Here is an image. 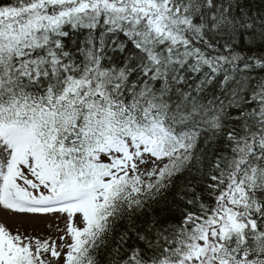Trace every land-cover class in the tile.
Here are the masks:
<instances>
[{
  "label": "snow or ice",
  "instance_id": "1",
  "mask_svg": "<svg viewBox=\"0 0 264 264\" xmlns=\"http://www.w3.org/2000/svg\"><path fill=\"white\" fill-rule=\"evenodd\" d=\"M0 215V264H264V0H0Z\"/></svg>",
  "mask_w": 264,
  "mask_h": 264
},
{
  "label": "rangeland",
  "instance_id": "2",
  "mask_svg": "<svg viewBox=\"0 0 264 264\" xmlns=\"http://www.w3.org/2000/svg\"><path fill=\"white\" fill-rule=\"evenodd\" d=\"M0 219H9V221L11 222V219L9 217H4L2 215H0ZM44 219L51 221V220H53L55 218L50 216V217H47V218H44ZM44 219H41V220L37 221V223H39L41 228L44 227ZM59 222H60L61 226H63V221L60 220Z\"/></svg>",
  "mask_w": 264,
  "mask_h": 264
}]
</instances>
